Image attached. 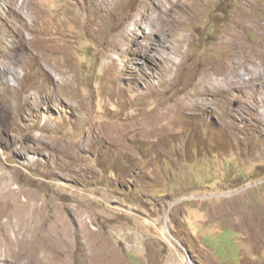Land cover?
Listing matches in <instances>:
<instances>
[{
	"label": "rangeland",
	"instance_id": "rangeland-1",
	"mask_svg": "<svg viewBox=\"0 0 264 264\" xmlns=\"http://www.w3.org/2000/svg\"><path fill=\"white\" fill-rule=\"evenodd\" d=\"M37 6L60 40L1 2L0 264H264V0Z\"/></svg>",
	"mask_w": 264,
	"mask_h": 264
},
{
	"label": "bare ground",
	"instance_id": "bare-ground-1",
	"mask_svg": "<svg viewBox=\"0 0 264 264\" xmlns=\"http://www.w3.org/2000/svg\"><path fill=\"white\" fill-rule=\"evenodd\" d=\"M4 1V3L7 5L8 7V12L11 13L10 16H13L16 20V24L19 27V31L20 34L24 35L25 31H28L29 34L31 35L32 33H37L38 31H44L45 33H48L49 35H51L50 38H54L58 39V35L60 34V29L59 27L55 26V22L53 20H44V18L46 17L44 13H41V9L37 6V4L41 3L42 0H0V14L4 16V12L1 10V2ZM70 9V8H69ZM66 12V11H65ZM71 12V11H70ZM72 13V12H71ZM70 14V13H69ZM50 16V15H49ZM48 17V16H47ZM46 19V18H45ZM55 19V18H54ZM41 25V26H40ZM68 25V24H67ZM2 27V25L0 24V28ZM4 30V29H3ZM2 30V31H3ZM19 34V32H18ZM19 34V35H20ZM20 35V36H21ZM28 35V34H27ZM23 37V36H22ZM25 37H29L26 36ZM21 38V37H20ZM19 40V39H18ZM26 40V44H28V40L29 38H25ZM31 40V39H30ZM50 40V39H49ZM60 40V39H58ZM33 41V40H32ZM48 41V40H47ZM46 41V42H47ZM19 42V41H18ZM56 42V41H55ZM36 43V42H35ZM42 43V42H41ZM60 44V43H59ZM10 46H12L13 48V44L10 43ZM20 45V43H19ZM31 45V44H30ZM29 45V46H30ZM49 46V45H48ZM65 46V45H64ZM17 48V46H16ZM36 48V47H35ZM180 48V47H179ZM42 49V48H41ZM50 49V48H48ZM47 49V50H48ZM14 50V49H13ZM46 50V49H45ZM46 50V51H47ZM51 50V49H50ZM3 51V50H2ZM178 51H180V49H178ZM1 52V51H0ZM17 53V52H16ZM62 53V52H61ZM61 53L59 56H61ZM27 58H31L33 59H39L40 54H30V52L28 51V49H26V51L23 53ZM56 54V53H55ZM65 54V53H64ZM14 55V54H13ZM23 55V57H24ZM63 55V54H62ZM124 55V54H123ZM17 56V55H16ZM58 56V55H57ZM56 56V57H57ZM22 57V56H21ZM13 56H12V50H7L6 52L0 54V62L1 63H13L15 64L16 62L13 61ZM21 58H16V61H20ZM42 60V59H41ZM57 62V61H56ZM37 64V68L38 70L42 71L43 73H48L51 78L57 82V90H59V92L61 94L64 95H68L66 93V78L64 76L65 72L63 70H58L56 67L52 66V67H47V65H42L41 62L38 60ZM59 64V62H58ZM16 65V64H15ZM17 66V65H16ZM7 65L4 64V69H0V76L3 74L4 71H7ZM12 71V73H14V71L12 69H9L7 72ZM71 72V71H69ZM4 76V75H3ZM25 77V76H24ZM55 78V79H54ZM74 80V79H72ZM215 81H217L216 79H211L208 83H206L205 85H208L210 87L209 93L207 97H201V99H196L194 101H192L191 103L187 104V107L190 108L191 110H194V115H198V112H201L203 114V105H210V104H215L218 105L220 102H222L224 100L225 104L228 103V99H221V96L224 94L222 92H219L218 89L214 86ZM35 83V82H34ZM246 82H243L240 79V75L237 76L236 79H232L230 81V90L233 89V87L238 86L240 88L244 87V84ZM36 87L37 84H35ZM199 85H203V83H200ZM214 86V87H213ZM37 89V88H36ZM205 90L203 88L202 93H205ZM16 93V91H15ZM37 94L38 92H30V94L27 96L29 97L30 95H34ZM53 93V92H52ZM19 94V93H18ZM225 96V95H224ZM16 97V96H15ZM41 97V96H40ZM228 97V96H227ZM35 99V98H33ZM27 100V99H26ZM39 100V99H38ZM222 100V101H220ZM19 101V100H18ZM16 101V102H18ZM223 103V102H222ZM17 105V104H15ZM205 106V107H206ZM202 110V111H199ZM212 110H216V108H212ZM219 114V112H217ZM223 114V113H222ZM226 114V113H225ZM220 115V114H219ZM224 116V115H223ZM227 117V116H226ZM221 118V117H219ZM222 119V118H221ZM229 121L226 120L225 122ZM223 122V121H222ZM119 137V136H118ZM2 176V175H0ZM3 180V179H2ZM21 191L19 190V188H12L11 187V183H5L4 187H3V191L2 194L7 197L8 195H10L11 197H14L17 204L20 203V199H19V195H20ZM20 218L18 217V223H19ZM64 230V229H63ZM6 244L5 240H0V248L2 247V245ZM17 249H13L12 244L8 243L6 245V249L4 252V256L6 259L8 258H13L14 261L17 264H21V259L24 256V251L21 247H19L18 242H17ZM0 255H2V252L0 251ZM28 261H32V258H28Z\"/></svg>",
	"mask_w": 264,
	"mask_h": 264
}]
</instances>
